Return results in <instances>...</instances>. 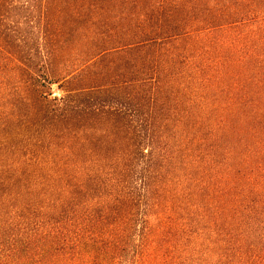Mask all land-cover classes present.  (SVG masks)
Listing matches in <instances>:
<instances>
[{
    "label": "trees",
    "instance_id": "1",
    "mask_svg": "<svg viewBox=\"0 0 264 264\" xmlns=\"http://www.w3.org/2000/svg\"><path fill=\"white\" fill-rule=\"evenodd\" d=\"M78 2L128 24L80 65L3 26L0 264H264V0ZM111 53L144 78L101 98Z\"/></svg>",
    "mask_w": 264,
    "mask_h": 264
},
{
    "label": "rangeland",
    "instance_id": "2",
    "mask_svg": "<svg viewBox=\"0 0 264 264\" xmlns=\"http://www.w3.org/2000/svg\"><path fill=\"white\" fill-rule=\"evenodd\" d=\"M25 1L8 0L4 6L0 5V24L2 23L0 25V42H3L6 32V28L3 26L6 24L15 27L19 36L28 38V48L36 49L40 44H43V48L48 52L55 51L53 57L49 59V64L54 67L61 66L62 68L65 63L73 61V64L80 65L82 57H78L79 53L82 52L81 50H85L88 42L93 43L92 40L85 39L86 37L96 35L101 38L105 34L108 36L121 34L128 26L126 14H120L121 11L118 12L113 8L104 13L107 15V19L100 20V18L92 19L86 16L78 17L75 12L80 9L79 0H29L27 4ZM40 38L43 40L39 41ZM131 58L132 56L123 54H103L95 60L94 66L86 70L84 80L87 82V86L91 84L100 87L101 91H105V96L101 98H106V96L113 98L117 94L123 95L125 82L144 78V75L138 72L140 62L137 59L131 62ZM1 61L0 57V69L2 68ZM154 74H156L155 68L146 75L154 77ZM101 86H105V88ZM74 87L71 86L70 89ZM48 90L51 98H59L65 94L63 90H67V88L60 90L58 84H54ZM125 93L128 96L135 95L137 92L130 91L129 88ZM154 94L158 99L162 96L160 92L153 91ZM170 97L174 99L173 96ZM142 111L146 112L147 107L145 106Z\"/></svg>",
    "mask_w": 264,
    "mask_h": 264
}]
</instances>
